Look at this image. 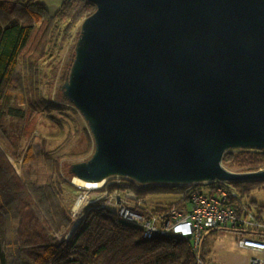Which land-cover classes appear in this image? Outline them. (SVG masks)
Here are the masks:
<instances>
[{"label":"water","instance_id":"1","mask_svg":"<svg viewBox=\"0 0 264 264\" xmlns=\"http://www.w3.org/2000/svg\"><path fill=\"white\" fill-rule=\"evenodd\" d=\"M87 1L60 88L93 141L72 179H264L222 165L227 151H264V0Z\"/></svg>","mask_w":264,"mask_h":264},{"label":"trees","instance_id":"2","mask_svg":"<svg viewBox=\"0 0 264 264\" xmlns=\"http://www.w3.org/2000/svg\"><path fill=\"white\" fill-rule=\"evenodd\" d=\"M94 11L95 6L87 0H63L53 14L39 0H0V264H197L187 240H145L139 229L120 223L100 208L88 210L67 243L58 244L55 235L69 221L60 185L74 189L68 168L70 179L66 180L58 164L76 136H67L48 154L41 137L32 141L23 156L18 155L12 142L9 121L25 120L33 109L48 116L60 110L59 105H47L40 94L42 60L59 53L75 25ZM79 34L80 30L77 38ZM58 65L59 61L49 63L52 76ZM59 91V101L74 107ZM20 95H28L24 103L29 112L17 103ZM52 118L61 127V122ZM11 161H20V175ZM222 165L238 172L256 170L264 166V151H227ZM124 184L139 197L177 194L181 190L170 186L137 187L129 180ZM231 184L246 197L264 188V180ZM218 232L222 231L212 230L202 236L204 260L211 255L209 239Z\"/></svg>","mask_w":264,"mask_h":264},{"label":"built area","instance_id":"3","mask_svg":"<svg viewBox=\"0 0 264 264\" xmlns=\"http://www.w3.org/2000/svg\"><path fill=\"white\" fill-rule=\"evenodd\" d=\"M261 172L264 166L236 173ZM115 182L119 183L110 178L98 189L78 188L68 212L70 228L80 223L88 210L100 208L120 223L139 229L145 240L169 237L187 240L197 264H210L201 254V239L206 232H234L238 235L236 250L247 254V264H264V207H255L230 183L170 186L181 188L180 193L164 195L173 201L166 204L167 201L159 200L153 206L130 188L113 189ZM201 184L209 186L201 187ZM105 186L109 187L102 190Z\"/></svg>","mask_w":264,"mask_h":264},{"label":"rangeland","instance_id":"4","mask_svg":"<svg viewBox=\"0 0 264 264\" xmlns=\"http://www.w3.org/2000/svg\"><path fill=\"white\" fill-rule=\"evenodd\" d=\"M81 23L82 21L75 25L70 37L63 44V49L59 53L54 52L52 56H48L49 58L52 57V60L47 57L42 60L44 67L42 84L39 85L40 94L47 101V105H49V103L59 105L61 107L60 110L52 111L51 116H48L45 113H38V111L33 109L30 115H28L27 113V117L25 120H22L20 122L9 121L8 124L12 142L15 143L18 155L20 156L25 155L27 149L33 144L32 141L34 139H38L41 137L45 141L44 152L48 154L58 148L67 136H76L71 147L65 152L64 158L60 160L58 164L59 173H61L62 178L66 180L70 179L67 175V168L69 169V166L73 163L87 160L93 152V141L83 117L75 107L59 101V90H61L60 88L65 82L73 62L75 43L77 41V35L78 31L80 30ZM57 61H59L58 69L56 71V75L52 76L50 74L51 68L48 65L49 63H54ZM25 85L27 89H29V83L25 82ZM24 91L26 92V90ZM27 96H17V103L19 105L26 106V103L24 102L27 98H29ZM20 99L23 100L21 101ZM25 108V110L29 112L27 109L30 110V108L28 106H26ZM52 117H55L56 120H59L61 122L60 125L62 128L54 122ZM87 135H89V139ZM11 164L17 171L18 175H20V161H11ZM226 169L234 173L239 171L230 170L228 168ZM113 179L114 181H119L118 184L117 182L113 184V187L114 185H118L114 188H128L124 184V182L126 181L125 179ZM69 182L72 186H74V189L69 188V186H66L64 184L60 185L63 191L61 199L64 203L67 215L71 207L73 197L79 188L73 185V179H70ZM230 185L232 186L231 183ZM200 186L205 187L209 186V184H201ZM108 187L109 186H105L102 190H105ZM164 195L165 194L147 195L144 198H146L148 202L153 206H155L159 200L167 201L166 204L173 201L169 196L164 197ZM247 199L253 202L255 207H264V188L261 187L251 192L248 195ZM68 219L69 221L67 226L64 227V229L60 233H57L55 235V241L60 245H64L67 243L66 240H59L57 237L60 236L64 231H68V229L70 228L71 219ZM237 239L238 235L234 232H219L213 238H210L209 240L211 244V255L208 257L209 263L247 264V254L243 251L236 250L237 248L235 247V242Z\"/></svg>","mask_w":264,"mask_h":264},{"label":"bare ground","instance_id":"5","mask_svg":"<svg viewBox=\"0 0 264 264\" xmlns=\"http://www.w3.org/2000/svg\"><path fill=\"white\" fill-rule=\"evenodd\" d=\"M105 181L102 182H84L78 179H73V185L81 188V189H98L103 187ZM76 222V220H75ZM69 232H70V228L68 229V231H64L60 236H58L57 238L59 240H66L67 236H69Z\"/></svg>","mask_w":264,"mask_h":264},{"label":"crops","instance_id":"6","mask_svg":"<svg viewBox=\"0 0 264 264\" xmlns=\"http://www.w3.org/2000/svg\"><path fill=\"white\" fill-rule=\"evenodd\" d=\"M39 2L43 3L47 7L49 13L53 14L59 8L63 0H39Z\"/></svg>","mask_w":264,"mask_h":264}]
</instances>
